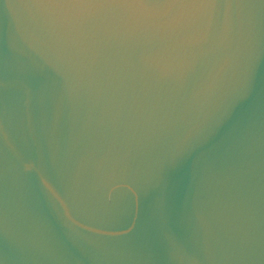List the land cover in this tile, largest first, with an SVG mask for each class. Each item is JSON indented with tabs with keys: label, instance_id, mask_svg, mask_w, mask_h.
I'll return each mask as SVG.
<instances>
[{
	"label": "water",
	"instance_id": "water-1",
	"mask_svg": "<svg viewBox=\"0 0 264 264\" xmlns=\"http://www.w3.org/2000/svg\"><path fill=\"white\" fill-rule=\"evenodd\" d=\"M0 264H264V0H0Z\"/></svg>",
	"mask_w": 264,
	"mask_h": 264
}]
</instances>
